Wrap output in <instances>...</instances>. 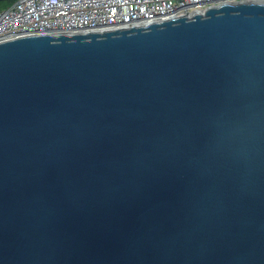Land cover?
Masks as SVG:
<instances>
[{
    "label": "water",
    "instance_id": "1",
    "mask_svg": "<svg viewBox=\"0 0 264 264\" xmlns=\"http://www.w3.org/2000/svg\"><path fill=\"white\" fill-rule=\"evenodd\" d=\"M0 264H264V0L0 41Z\"/></svg>",
    "mask_w": 264,
    "mask_h": 264
},
{
    "label": "built area",
    "instance_id": "2",
    "mask_svg": "<svg viewBox=\"0 0 264 264\" xmlns=\"http://www.w3.org/2000/svg\"><path fill=\"white\" fill-rule=\"evenodd\" d=\"M240 0H15L0 9V41L34 34L104 31L190 15Z\"/></svg>",
    "mask_w": 264,
    "mask_h": 264
},
{
    "label": "trees",
    "instance_id": "3",
    "mask_svg": "<svg viewBox=\"0 0 264 264\" xmlns=\"http://www.w3.org/2000/svg\"><path fill=\"white\" fill-rule=\"evenodd\" d=\"M15 0H0V9L8 7L11 5Z\"/></svg>",
    "mask_w": 264,
    "mask_h": 264
}]
</instances>
